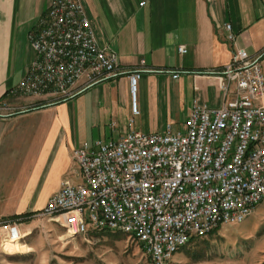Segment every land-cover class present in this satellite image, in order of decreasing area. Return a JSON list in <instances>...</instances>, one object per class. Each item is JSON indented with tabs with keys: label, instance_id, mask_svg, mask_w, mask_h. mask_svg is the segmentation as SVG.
I'll return each instance as SVG.
<instances>
[{
	"label": "built area",
	"instance_id": "obj_1",
	"mask_svg": "<svg viewBox=\"0 0 264 264\" xmlns=\"http://www.w3.org/2000/svg\"><path fill=\"white\" fill-rule=\"evenodd\" d=\"M224 28L234 41L231 25ZM29 39L36 57L15 94L58 104L119 73L118 55L99 46L81 0H52ZM178 50L187 53L185 45ZM143 72L164 70L142 60L129 73L134 115ZM222 75L223 92L234 84V96L219 108L195 104L185 132L131 130L74 150L81 182L64 181L42 217L69 238L128 235L150 264H171L193 241L243 223L264 201V71L240 49ZM14 112L0 104V117ZM0 232L2 247L24 238L16 221H0Z\"/></svg>",
	"mask_w": 264,
	"mask_h": 264
},
{
	"label": "crops",
	"instance_id": "obj_2",
	"mask_svg": "<svg viewBox=\"0 0 264 264\" xmlns=\"http://www.w3.org/2000/svg\"><path fill=\"white\" fill-rule=\"evenodd\" d=\"M51 1L0 0V104L15 109L0 117V221H16L22 241L32 239L62 183L81 182L74 150L131 130L164 133L171 123L185 132L195 104L219 108L234 96V84L222 90V71L240 49L264 71V0H81L99 46L118 55L119 73L44 104L47 97L13 91L35 60L29 36ZM142 60L164 72L142 73L134 115L129 73Z\"/></svg>",
	"mask_w": 264,
	"mask_h": 264
},
{
	"label": "rangeland",
	"instance_id": "obj_3",
	"mask_svg": "<svg viewBox=\"0 0 264 264\" xmlns=\"http://www.w3.org/2000/svg\"><path fill=\"white\" fill-rule=\"evenodd\" d=\"M33 233L15 250L2 247L0 232V264H150L141 245L120 232L69 238L60 225L41 217ZM171 264H264V201L243 223L224 225L181 249Z\"/></svg>",
	"mask_w": 264,
	"mask_h": 264
},
{
	"label": "bare ground",
	"instance_id": "obj_4",
	"mask_svg": "<svg viewBox=\"0 0 264 264\" xmlns=\"http://www.w3.org/2000/svg\"><path fill=\"white\" fill-rule=\"evenodd\" d=\"M18 243H20V242H18V241H14L13 243L8 242V243L5 245V249H6V246H7V245L10 246V247H9L10 249H14V246H17ZM7 248H8V247H7ZM6 251H7V250H6Z\"/></svg>",
	"mask_w": 264,
	"mask_h": 264
}]
</instances>
